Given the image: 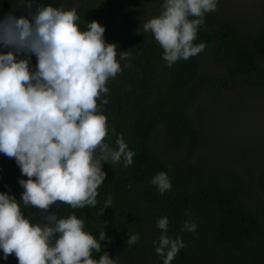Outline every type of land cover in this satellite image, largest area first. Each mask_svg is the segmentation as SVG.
<instances>
[{"label": "trees", "instance_id": "obj_1", "mask_svg": "<svg viewBox=\"0 0 264 264\" xmlns=\"http://www.w3.org/2000/svg\"><path fill=\"white\" fill-rule=\"evenodd\" d=\"M46 1L53 7L76 9L81 30L93 20L102 25L95 10L101 0ZM106 1L135 18L146 16L138 0ZM25 4L24 0H0V20L8 14L27 16ZM162 5L149 14V20L160 15ZM262 24L234 18L220 8L206 13L193 42L204 43V50L172 67L163 60V50L150 32H127L117 40L105 30L104 39L130 56V61H120L122 71L106 85L108 104L103 114L109 131L105 143L116 149L117 136L122 134L135 153L133 164L104 163L106 178L98 188L96 207L72 209L64 204L58 213L59 218L75 214L85 219V230L98 240L100 230L105 232L101 252H93V258L106 252L117 264H163L154 242L161 235L157 220L166 216L167 235L179 237L185 244L171 264H264V172L257 170L259 160L245 167L250 149H243L240 169L224 163L204 138L198 125L203 107H196L207 93L216 96L239 83L264 93ZM206 55L213 71L202 67ZM129 62L132 66L125 68ZM35 64L33 55L32 67ZM203 145L206 153L198 154ZM2 155L11 174L8 194L19 201L23 188L18 181L27 177L21 175L14 159ZM159 172H165L172 185L163 194L151 183ZM109 198L111 206L100 215ZM20 204L22 214L32 222L34 208ZM186 221L197 225L195 232L182 231ZM134 234L140 239L129 246L127 239ZM0 264L18 261L14 255L3 259L0 250Z\"/></svg>", "mask_w": 264, "mask_h": 264}, {"label": "clouds", "instance_id": "obj_2", "mask_svg": "<svg viewBox=\"0 0 264 264\" xmlns=\"http://www.w3.org/2000/svg\"><path fill=\"white\" fill-rule=\"evenodd\" d=\"M217 4L218 0H164L160 15L143 24L162 48L168 67L204 50V43L193 42L205 14L215 12ZM25 6L27 16L8 14L0 20V153L14 159L27 177L18 181L23 188L19 201L0 193L3 259L14 255L18 264H117L106 252L93 258L106 239L103 230L98 240L85 230V219L75 214L59 218L49 213L43 226L33 224L22 214L20 201L42 212L56 202L72 209L95 208L98 188L106 178L102 165L133 164L135 153L122 134L116 149L105 143L109 129L103 114L107 82L122 71L120 61H130L129 53L107 42L105 26L96 20L81 30L74 8L41 5L32 13L31 0ZM111 131L115 134V128ZM151 183L161 194L172 187L165 172L157 173ZM109 206L110 198L99 214ZM168 225L166 216L157 220L161 235L154 245L163 264H171L185 247L181 238L167 235ZM196 227L186 221L182 231L195 232ZM139 239L131 235L127 244Z\"/></svg>", "mask_w": 264, "mask_h": 264}, {"label": "rangeland", "instance_id": "obj_3", "mask_svg": "<svg viewBox=\"0 0 264 264\" xmlns=\"http://www.w3.org/2000/svg\"><path fill=\"white\" fill-rule=\"evenodd\" d=\"M140 7L145 9V17L135 18L126 14L125 10L106 0L98 1L95 10L106 31L120 40L127 32L143 35V24L149 20V14L157 9L164 0H138ZM232 17H239L252 24L264 23V0H218L217 9ZM264 25V24H262ZM130 33V34H131ZM202 67L214 70V65L206 55ZM223 88L218 95H204L196 107L201 118L198 121L204 138L219 153L224 163H230L236 171L240 169L244 159L243 149H250V157L244 165L252 166L258 160V172H264V93L239 83L235 88ZM255 91V94H254ZM257 91V92H256ZM212 149L214 156L215 150ZM206 146H201L198 154L206 153ZM10 170L7 159L0 153V193H7L10 186ZM259 174H257L258 176Z\"/></svg>", "mask_w": 264, "mask_h": 264}, {"label": "water", "instance_id": "obj_4", "mask_svg": "<svg viewBox=\"0 0 264 264\" xmlns=\"http://www.w3.org/2000/svg\"><path fill=\"white\" fill-rule=\"evenodd\" d=\"M24 1L26 3V0H24ZM31 5H32L31 12L35 13V11L37 10V8L39 6H41V5L47 6L49 4L47 3L46 0H31ZM98 152H99V150L97 149L96 153H94V155L98 154ZM63 205L64 204L61 202H56L50 206L48 212H42L40 209L34 208L32 223L33 224H39V225L43 226L45 223H47V221L44 219V217L46 215H48L49 213L56 214L58 216L59 210L61 209V207ZM53 243H54V240H53Z\"/></svg>", "mask_w": 264, "mask_h": 264}]
</instances>
